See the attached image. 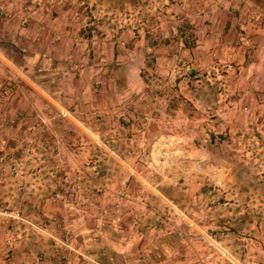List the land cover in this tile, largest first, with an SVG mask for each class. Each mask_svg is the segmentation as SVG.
Here are the masks:
<instances>
[{"label":"rangeland","instance_id":"obj_1","mask_svg":"<svg viewBox=\"0 0 264 264\" xmlns=\"http://www.w3.org/2000/svg\"><path fill=\"white\" fill-rule=\"evenodd\" d=\"M263 7L0 0V264H264Z\"/></svg>","mask_w":264,"mask_h":264},{"label":"water","instance_id":"obj_2","mask_svg":"<svg viewBox=\"0 0 264 264\" xmlns=\"http://www.w3.org/2000/svg\"><path fill=\"white\" fill-rule=\"evenodd\" d=\"M152 159L155 160V151L152 152ZM154 163L157 164V161Z\"/></svg>","mask_w":264,"mask_h":264},{"label":"crops","instance_id":"obj_3","mask_svg":"<svg viewBox=\"0 0 264 264\" xmlns=\"http://www.w3.org/2000/svg\"><path fill=\"white\" fill-rule=\"evenodd\" d=\"M263 10H264V7H263Z\"/></svg>","mask_w":264,"mask_h":264}]
</instances>
